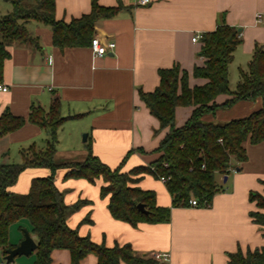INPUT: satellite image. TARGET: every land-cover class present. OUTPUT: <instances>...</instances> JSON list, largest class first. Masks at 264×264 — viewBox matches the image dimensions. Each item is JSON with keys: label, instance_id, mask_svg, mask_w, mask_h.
<instances>
[{"label": "crops", "instance_id": "crops-1", "mask_svg": "<svg viewBox=\"0 0 264 264\" xmlns=\"http://www.w3.org/2000/svg\"><path fill=\"white\" fill-rule=\"evenodd\" d=\"M93 1L56 0L55 16L69 22L90 13ZM96 1L100 6L122 7L113 17L98 19L95 24L94 37L103 43L115 42L106 55L95 56L91 46L59 48L53 44L51 27L34 20L27 22L26 28L37 38V47L9 46L11 56L5 61L0 83L7 87V91L0 89V117L8 110L27 122L0 138V163L20 162L22 149L33 143L45 145L47 132L28 117L33 105L49 109L57 96L61 115L67 117L58 130L57 162H83L90 144L94 155L111 168L122 165V171L128 172L148 166L160 157L157 148L169 128L160 129L159 120L139 93L155 90L160 83L159 70L179 65L188 72L190 87L204 84L205 78L193 75L194 68L205 63L198 54L201 39L194 41L193 37L213 31L219 22L235 25L242 39L229 67L230 86L234 72L236 86L240 69H248L256 45L264 47V0H151L147 5L135 0ZM2 6L10 12L12 4ZM226 98L219 96L218 102ZM261 106V99L240 100L229 109L205 114L203 120L225 122ZM193 108L177 107L176 127L187 122ZM244 145L248 159L233 161L239 168L227 174L226 182L225 175H217L223 190L215 194L209 207H172L165 182L149 173L135 175L138 180L134 185L154 191L158 206L172 207L169 222L162 223L133 226L114 218L108 208L109 196L100 195L102 179L93 184L84 178H66L67 170L59 168L55 182L65 203L83 201L67 223L80 235L108 247L129 243L139 255L154 259L157 253H167L159 264H229L228 253L264 246V227L251 216L252 211L262 209L250 200L252 192L264 194V141ZM50 174L46 167L26 168L10 190L27 193L33 178ZM25 231L36 241L29 220L21 219L9 228L10 243L18 245ZM34 251L9 264H34ZM51 258L52 264H72L71 252L65 248L54 249ZM80 264H98V258L89 254Z\"/></svg>", "mask_w": 264, "mask_h": 264}, {"label": "trees", "instance_id": "trees-1", "mask_svg": "<svg viewBox=\"0 0 264 264\" xmlns=\"http://www.w3.org/2000/svg\"><path fill=\"white\" fill-rule=\"evenodd\" d=\"M56 0H12V10L0 17V83L3 80L5 61L10 58L9 46L13 43L37 47V38L31 36L26 23L34 20L48 25L53 31V44L59 48L91 46L98 19L113 17L122 7H105L93 1L90 13L72 18L69 22L55 16ZM238 28L219 22L213 31L204 32L202 47L198 53L205 58L202 66H196L195 77L205 78L202 85L189 86L188 72L179 65L159 70L160 83L151 92L140 90V97L160 123V129L169 132L160 142V157L148 166H138L122 171V165L111 168L94 155L88 144V157L83 162H57L58 130L67 117L61 115L57 96L49 109L33 105L28 120L44 129L48 138L43 147L35 143L21 150L20 162L0 163V249L16 245L9 241V228L21 219H28L36 236L37 248L34 264H52L54 249H68L72 264L89 254L98 258V264H159L152 257L139 255L129 243L108 247L94 242L90 236H82L71 228L67 219L79 208L82 200L66 204L63 192L57 187L55 174L59 168L67 170L66 178H84L94 182L102 179L100 195L109 196L108 208L116 219L137 226L140 222H169L171 208L189 206L196 198L199 206L209 207L216 193L223 190L217 175H227L239 167L233 161L248 159L245 142L257 144L264 141V47L256 45L248 69H240L234 89L230 88L229 67L234 51L241 43ZM226 95L222 102L218 97ZM262 106L244 117L225 122H207L203 116L229 109L240 100L256 101ZM178 106H194L191 116L182 127L175 126ZM27 122L6 110L0 117V138L19 129ZM124 162V161H123ZM167 164V165H165ZM29 167H46L51 174L35 177L30 190L20 194L10 190L19 174ZM149 173L156 178L165 176V184L172 195V207L158 206L156 193L134 185L135 175ZM264 184V180L261 181ZM262 211H252L253 221L264 227V194L252 192ZM143 203L148 213L138 209ZM264 234V232H263ZM229 264H264V246L255 250L241 249L228 253Z\"/></svg>", "mask_w": 264, "mask_h": 264}, {"label": "water", "instance_id": "water-1", "mask_svg": "<svg viewBox=\"0 0 264 264\" xmlns=\"http://www.w3.org/2000/svg\"><path fill=\"white\" fill-rule=\"evenodd\" d=\"M87 134L83 135V140H86ZM227 175L224 176V182L227 180ZM138 209L143 213H148L147 208L143 203H138ZM37 248V242L35 239L29 234L28 231H25L24 238L20 241L18 245L14 248H7L4 251L3 255H0V263H12L15 260V257L20 255H28L32 253Z\"/></svg>", "mask_w": 264, "mask_h": 264}, {"label": "built area", "instance_id": "built-area-1", "mask_svg": "<svg viewBox=\"0 0 264 264\" xmlns=\"http://www.w3.org/2000/svg\"><path fill=\"white\" fill-rule=\"evenodd\" d=\"M135 2L138 5H147L151 2V0H135ZM260 20V18H259ZM202 36L196 35V37H193L194 41H197L201 39ZM115 48V42L110 41L107 43H103L98 37H93L92 43H91V49L95 56H103L106 55L109 50L112 51V49ZM0 89L7 91V87L0 84ZM167 165V164H165ZM161 181L166 182L167 178L165 176H161L159 178ZM190 205L192 206H199L198 200L196 198H191L189 200ZM167 253H157L154 255L155 259L161 260L162 258L167 257Z\"/></svg>", "mask_w": 264, "mask_h": 264}, {"label": "rangeland", "instance_id": "rangeland-1", "mask_svg": "<svg viewBox=\"0 0 264 264\" xmlns=\"http://www.w3.org/2000/svg\"><path fill=\"white\" fill-rule=\"evenodd\" d=\"M7 3H9L10 5L12 4V0L11 1H5V0H0V17L1 16H4V15H6L7 13H9L7 10H4L3 9V6L2 5H5V4H7ZM11 10H12V6H11ZM10 10V11H11ZM234 71V70H233ZM235 73V72H234ZM234 73L231 75V79H232V84H231V88L233 87L234 88V86H235V82H233V80H234V77H233V75H234Z\"/></svg>", "mask_w": 264, "mask_h": 264}]
</instances>
